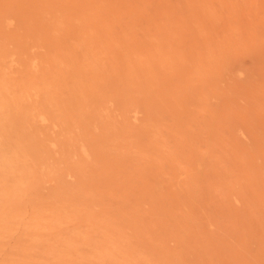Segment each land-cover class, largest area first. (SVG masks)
<instances>
[{"label":"rangeland","instance_id":"rangeland-1","mask_svg":"<svg viewBox=\"0 0 264 264\" xmlns=\"http://www.w3.org/2000/svg\"><path fill=\"white\" fill-rule=\"evenodd\" d=\"M4 1L0 0V10L7 8ZM22 1V6L11 13L13 19L7 18L2 26L5 33L0 36V46L8 51L6 80L20 78L24 71L20 58L26 56L33 57L32 74H52L53 67L37 63L36 56L47 54L45 44L31 45L27 52L19 53L16 42L21 36L34 38L36 24H27L31 20L52 23L67 16L65 21L83 32L81 36L71 32L78 39H69L76 45L74 51H69L76 53V63L84 62L85 44L96 54L107 46L101 43L103 40L111 45L93 61L87 52V63H92L98 76L90 81L95 85V97L106 91L103 76L107 71L122 76L123 70L118 71L111 63L112 55H118L123 47L120 42L126 28L142 42V50L149 57V77L165 75L174 93L182 85L181 74L186 81L177 94L182 97L184 89L187 94L177 105L169 89L155 92L153 86H144L154 96L156 114L149 129L154 128L155 118L159 130L152 135L140 129L149 107L123 113L115 99L101 101L100 106L89 102L80 112L72 108L71 113L77 111L85 122L84 126L76 122V132L67 129L69 123L63 119H33L25 132L49 140L45 142L49 149L46 164L29 173L26 165L25 182L14 180L15 173L6 180L0 175V202L8 199L10 188L27 186L21 197L25 209L20 221L11 219L10 232L0 234V264H264V155L260 151L264 143L259 146L254 136L259 130L257 135H264V0ZM140 6L142 15H131ZM129 19H136V23ZM249 30L254 31L258 45L247 52L254 74L250 78L242 74L237 86L230 84L233 81L228 75H217L211 87L207 65L227 44L245 41ZM148 40L159 48L150 43L147 46ZM173 40L176 46L168 44ZM65 53L61 52L60 57ZM158 55L166 61L164 66L158 62ZM237 61L241 63L239 58ZM67 64L57 66L66 69ZM63 71L56 89L62 92L57 103L61 113L72 106L66 99L78 91L71 86L83 77L79 72L71 75ZM190 78L204 79L200 85L205 88V98L195 88H187ZM142 80L145 84L146 78L142 76ZM114 83L113 87L120 85L118 80ZM128 86L131 92L124 95H135V85ZM40 99V95L32 94L23 103L37 104ZM8 103L13 110V102ZM49 111L53 115V110ZM70 135L78 145H84L89 155L76 151L69 158L62 157L60 139ZM1 138L8 156L21 154V149H13L20 142L16 134L11 131ZM88 140L102 144L106 160L92 158ZM75 163L83 165L81 185L85 189L77 193L99 199L93 207L83 203L73 206L98 213L100 224L107 227L92 229L89 221L73 218L57 205L62 186L70 188V193L78 189L80 178ZM33 205L47 208L38 218L43 223L29 229ZM107 230L123 240L120 251L113 248L102 253ZM74 238L82 240L74 249H68L63 241ZM91 245L97 248L92 250ZM45 251L62 255L60 259L55 254L48 257ZM24 252L26 255H21Z\"/></svg>","mask_w":264,"mask_h":264},{"label":"bare ground","instance_id":"bare-ground-1","mask_svg":"<svg viewBox=\"0 0 264 264\" xmlns=\"http://www.w3.org/2000/svg\"><path fill=\"white\" fill-rule=\"evenodd\" d=\"M4 2L6 3L7 8L0 10V36L4 35L5 33L2 29V26L6 22V19H13L11 13L13 12L14 8L16 6L21 7L23 4L22 0H20L22 4L19 2L10 3L7 0H5ZM133 14L142 15V6L138 8V11L132 13L131 15ZM65 19H68L67 16L65 17ZM65 19H53L52 23L43 22L41 19H35L34 23L31 20V22L27 24L32 27L34 26V24H36V33H33L34 38L30 39L25 37L23 39V37L21 36L20 41L16 42V47L19 53L27 52L28 48L31 45H41L42 43L45 44L48 49L47 54L38 55L36 56V58L37 63L43 64L45 62L47 63V67L54 68L51 69V75H47L45 71H42L39 74H32L30 63L33 57L26 56L20 58V63L23 66L22 69H24L21 76H18L20 78H17V81L16 79L6 80L4 70L5 65L7 64L6 56L8 51L4 46H0V175L1 177L2 175L4 176V180H6V177L8 175L12 176L15 173V175H13L14 180H17V182H25L27 178V173L33 170L39 171L40 167L46 164V153L49 149L45 146V142L49 143V140H44L39 136L37 137L33 132H25L26 127H29L31 125L33 119L41 120L45 117H48L54 122L63 119L69 123V127L67 129L71 127L70 131L76 132V129L78 130V126H76L78 125V123L76 122L81 121L82 126H84L85 124L84 119L82 117L80 119L81 115L80 113H78L82 111V108H84L83 106L89 105V102L100 106L101 101L115 99L119 102L120 107L124 109L123 113H127L131 110L137 109L138 107H149L146 112V118L140 126V129L142 130V133L146 135H148L149 133H151L152 135L159 130L157 126V120L155 118L154 128L152 130L149 129V126L152 125L151 120L153 119V115L156 113L154 112L153 107V92L147 91L144 86H153L155 92L159 90L162 92L163 89L170 90L172 82L170 79H167L165 75H156L155 77H149L152 74L150 73V70L148 68L149 57L147 53L142 50V42L135 40L131 31L126 28L124 32V37H122V41L120 42V45L123 44V47L119 51L118 55H112L111 63V65H113L115 69L118 68V71L120 68L123 70L122 76H116L111 71H107V73L103 76L105 80L104 88L106 91H102L101 93H99L98 97H95V85L92 84L94 82L90 81L92 79L97 80L98 76L92 68V63H87V52H90L89 54L91 55V59L93 61L94 59H97L100 56L103 50H106L108 46L111 45H109L106 41L103 40L101 43L107 44V46H103L105 48L103 50L99 49L98 53L96 54L92 52L90 47H88V44H85L86 47H83L84 49L82 51L86 55L85 57L82 54L84 62L82 64L76 63V53L69 52L74 51L76 49V45L73 42H69V39L75 37L74 34L71 32H75L78 36H81L83 32L82 30L74 29L68 23V21H65ZM23 21L24 20H22V22ZM129 21L131 23H136V19H129ZM247 32V39L245 41L237 42L236 44V41L234 40V44H227L225 48L220 50L221 54L219 56H216V58H214V61H210V64L207 65L206 71L209 75V79H211L212 81V84H209L211 87L213 86V82L216 80L217 75L219 78L223 75H228L233 81L230 84H235L237 86L239 84V80L241 79L242 74L246 75L247 78H250L254 74L253 67L250 65V63H248V58L250 57V55L247 52L256 49L258 45L255 44V37L253 33L254 31L249 30ZM9 37L10 36L8 35V38ZM149 43L152 47L159 48V46H156L157 44H154L151 40H148L146 42V45L148 46ZM197 43L200 45L199 42ZM77 44L80 45L79 43ZM168 44L176 46V42L174 40ZM64 48L68 50H62ZM63 51H66V53L60 57L61 52ZM231 58H234L235 61H230ZM237 58H239L241 63L237 61ZM117 59H119L120 62H118ZM158 62L162 64V66H164L166 63L164 58H161L159 55ZM58 63H68L67 65H69V68L61 69L57 66ZM63 70H67L71 75H75L76 72H79L78 74H82L83 77L80 81L75 80V83L71 86L72 90L78 89V91H73L75 93H72V96L70 95V97H67L66 99L67 103L72 102V106L66 107L65 109L67 111L61 113L58 110L57 103L62 92L57 91L56 89L58 85H60L62 77H64ZM142 76L146 78L145 84L143 83L144 81L142 80ZM260 76H262V74ZM179 77L183 85L184 81L186 80L181 74L179 75ZM117 80L119 81L120 85H118L117 87H113V85L115 84L114 81ZM203 80V78H190V80L187 81L189 82L187 88H195L193 90H195L198 95H201L202 99L203 97L205 98V93L202 91L205 90V88L202 89V85H200ZM197 81H199V83L196 85ZM65 83L66 81H62V84ZM129 84L135 85L132 89L136 93L135 95H124V93L126 92H131L130 87L128 86ZM230 84L228 83V86ZM182 85H178L177 88L174 90V93L170 90L171 95L174 97L177 105H180L182 101L185 100L184 98L187 94V91L185 89L183 91L182 97L177 94L180 89H182ZM144 91H147L145 93L146 95H142ZM212 91L215 93V90L213 88ZM32 94L40 95V101H38L37 104L31 102L23 103V101ZM123 96L125 98H123ZM8 102H13V104L15 105L13 110L8 107ZM51 107L53 109H51ZM72 108L79 111H76V114H72ZM49 110H53V115L50 114ZM173 113H176V111ZM103 127L107 128V123H104ZM11 131L16 134L20 140L19 144H16L18 146H16V148H13L21 149V154L19 156H8L6 151L7 149L4 147V139L1 138L4 133H10ZM259 133L260 130L256 131L254 136L258 145L261 146L264 143V135H257ZM259 136H263V138H259ZM60 142L62 144V157L64 159L69 158L71 155L75 154L76 151L81 153H84L85 151L89 155V152H87L84 145L82 143L78 145L75 142L74 137H72L71 135L60 139ZM97 142L98 141L95 142L92 140L87 141V144L89 145L90 150L92 151V158L95 161H104L106 160L107 155H104L105 150L103 149L102 144L100 142H98L97 144ZM58 147H60V145ZM13 149L12 151H14ZM260 151L261 154L264 155V150L260 149ZM26 165L28 167V171L25 176L24 169ZM74 166V169L76 170V173L80 178V184H78V189L77 191H73L70 193V188L65 189L62 186L61 189H59L58 191L60 197L58 199L57 205L62 209V212H65L66 214L68 210L70 212V216H72L73 218H77L78 220L82 221H89V225L92 227V229L98 228L100 227V225L104 226L103 224H100L101 218L98 213L91 210H87L85 208H78L79 206L77 205L73 206L74 204L83 203L85 206L93 207L96 204L95 200L99 199L97 197H92L91 195H89V193H85V195L77 193L79 190H85L81 185L84 182L81 172V168L83 167V165L80 163H75ZM53 171L54 170H52L51 172ZM26 191V185H24L21 189L19 186L17 188L12 187L10 188V194L8 197V199H12H6L5 201L0 202V234L4 232H10L8 228L10 226L9 221L11 219L15 220V222L20 221L23 208L25 209L21 201V197L23 196L22 194ZM1 192L2 191L0 187V193ZM150 193L152 194L153 191H150ZM105 194L111 196L109 195V192H105ZM70 204H72V207H70ZM31 208L32 213L30 215V222L28 223L29 229L34 224H38L40 226L43 223L41 222V219L38 218L43 216L40 213L41 211L43 213V209L47 208V206L41 207L40 205H33L31 206ZM44 216L46 217V215ZM61 216L63 217L66 215L61 214ZM105 233L106 235L103 237V239L106 244L102 248V253L107 254L109 253V250L113 248H117V251H120L119 244L123 240L113 237L112 231L110 233L107 230L105 231ZM81 240V238H74L72 241L64 240L63 244L67 246L68 249H74ZM91 248L92 250H94L97 248V246L95 247L94 245H91ZM45 253L48 257H52L55 254L59 259L62 255L61 253L56 254L49 251H45ZM21 255L25 256L26 254L24 252ZM122 257L126 258V254H123ZM152 257L154 258V256ZM77 262L78 261H76L74 264H76Z\"/></svg>","mask_w":264,"mask_h":264}]
</instances>
